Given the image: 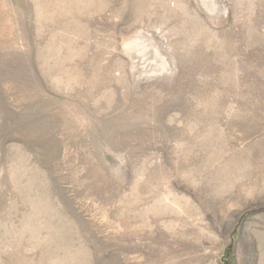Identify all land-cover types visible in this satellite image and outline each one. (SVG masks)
<instances>
[{
  "label": "rangeland",
  "instance_id": "obj_1",
  "mask_svg": "<svg viewBox=\"0 0 264 264\" xmlns=\"http://www.w3.org/2000/svg\"><path fill=\"white\" fill-rule=\"evenodd\" d=\"M0 264H264V0H0Z\"/></svg>",
  "mask_w": 264,
  "mask_h": 264
}]
</instances>
